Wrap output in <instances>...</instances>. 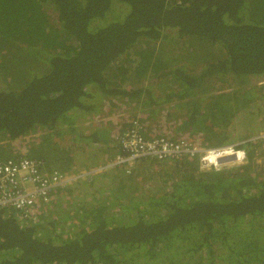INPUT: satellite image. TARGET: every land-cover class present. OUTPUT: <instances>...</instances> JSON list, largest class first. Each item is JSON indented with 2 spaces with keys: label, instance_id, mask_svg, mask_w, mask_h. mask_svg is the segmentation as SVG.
<instances>
[{
  "label": "trees",
  "instance_id": "1",
  "mask_svg": "<svg viewBox=\"0 0 264 264\" xmlns=\"http://www.w3.org/2000/svg\"><path fill=\"white\" fill-rule=\"evenodd\" d=\"M18 54L36 65H13ZM262 77L264 0H0V153L36 132L43 144L0 162L98 167L118 152L110 121L91 122L105 103L130 106L143 137L156 135L141 122L170 120L171 140L246 156L218 170L182 156L102 171L54 191L35 223L3 209L0 264H264ZM49 150L59 166L46 167Z\"/></svg>",
  "mask_w": 264,
  "mask_h": 264
},
{
  "label": "built area",
  "instance_id": "2",
  "mask_svg": "<svg viewBox=\"0 0 264 264\" xmlns=\"http://www.w3.org/2000/svg\"><path fill=\"white\" fill-rule=\"evenodd\" d=\"M135 121L130 122L133 130L128 127V130L121 129V132L114 131L110 134L108 145L116 147V154L106 158L98 167L75 175L56 170L43 171L29 157L0 162V211H15L20 216V222L35 223L37 211L51 207L50 201L57 189L67 187L75 181L89 180L102 171L124 170L129 173L134 164L143 159L169 161L182 156L197 157L202 170L233 167L246 161L244 151L237 149L236 145L207 148L161 135L143 137L141 124Z\"/></svg>",
  "mask_w": 264,
  "mask_h": 264
},
{
  "label": "rangeland",
  "instance_id": "3",
  "mask_svg": "<svg viewBox=\"0 0 264 264\" xmlns=\"http://www.w3.org/2000/svg\"><path fill=\"white\" fill-rule=\"evenodd\" d=\"M167 45L171 47H177L178 41L174 40L172 42H168ZM193 47L196 51H204L203 49H201V47L203 46L200 44L193 43ZM204 48L206 49L208 55H213L209 48H206V47ZM21 58L24 60L27 59V61L31 62L28 57H21L18 54L17 57L14 58L13 65H15L16 61ZM31 63L33 65H36L35 61ZM254 83L264 84V77L254 80ZM134 117H136V115L134 111L131 110L130 106L126 107L124 105H121L120 107H117V108L114 107L113 109H110L109 104L105 103V106L102 108V112H100L97 116H95V118L93 117L94 119L91 122H98L102 124L104 121H110V123L112 124V129H111L112 132L114 131L118 132L124 126H126L130 122V120ZM143 123L146 126L145 133H148L149 135H152V136L161 135L167 138L168 137H175V138L180 137L178 133L174 132V125L171 124L170 120H161L158 123L152 122V120H146V121H143ZM87 124L89 125L90 123L85 122L83 123V126L86 127ZM39 134L41 133L36 132L33 135L27 136L23 138L22 140L15 142L13 145L14 147H12L11 150H7L6 152L0 153V157L5 158L10 155H18V154H21L22 156H33V157L35 155H38L39 153H41L40 150L43 148L41 139L37 138ZM258 138H264V133L261 135L255 136L253 140L258 139ZM45 164L47 168L59 166V163L56 162V156L54 153L51 152V150H49L48 152H45ZM257 169L259 168L257 167ZM116 172L122 173V171H116ZM145 173L149 174V172H146L145 170L139 173H136L137 175L132 179V182L137 183V181L140 178L144 177L141 179V181H139V185H137L138 187L143 188L144 186L142 183L144 184L148 183L150 181L149 177H152V174L150 176L145 177ZM51 201H52L51 205L54 204L53 203L54 200H51Z\"/></svg>",
  "mask_w": 264,
  "mask_h": 264
},
{
  "label": "clouds",
  "instance_id": "4",
  "mask_svg": "<svg viewBox=\"0 0 264 264\" xmlns=\"http://www.w3.org/2000/svg\"><path fill=\"white\" fill-rule=\"evenodd\" d=\"M255 160V159H254ZM263 162V163H262ZM262 162H260L258 159H257V163L258 165H260V167H258L259 169H263L264 170V161L262 160Z\"/></svg>",
  "mask_w": 264,
  "mask_h": 264
},
{
  "label": "water",
  "instance_id": "5",
  "mask_svg": "<svg viewBox=\"0 0 264 264\" xmlns=\"http://www.w3.org/2000/svg\"><path fill=\"white\" fill-rule=\"evenodd\" d=\"M256 163H257V159H255V160H253V165L255 166L256 165Z\"/></svg>",
  "mask_w": 264,
  "mask_h": 264
},
{
  "label": "flooded vegetation",
  "instance_id": "6",
  "mask_svg": "<svg viewBox=\"0 0 264 264\" xmlns=\"http://www.w3.org/2000/svg\"><path fill=\"white\" fill-rule=\"evenodd\" d=\"M256 167H260V165L256 164ZM260 170V169H259ZM260 172H262V170H260Z\"/></svg>",
  "mask_w": 264,
  "mask_h": 264
}]
</instances>
